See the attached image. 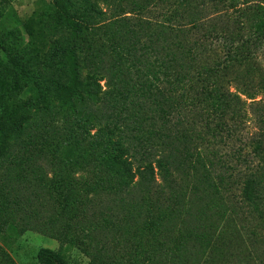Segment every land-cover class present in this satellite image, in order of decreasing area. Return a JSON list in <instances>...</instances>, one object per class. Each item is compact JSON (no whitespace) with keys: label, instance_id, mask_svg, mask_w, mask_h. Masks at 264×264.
<instances>
[{"label":"trees","instance_id":"16d2710c","mask_svg":"<svg viewBox=\"0 0 264 264\" xmlns=\"http://www.w3.org/2000/svg\"><path fill=\"white\" fill-rule=\"evenodd\" d=\"M117 1L127 11L110 17L96 2L53 0L43 59L19 62L10 52L4 60L30 95L9 104L14 86L0 94V228L17 229L34 212L33 197H43L61 241L84 222L92 232L124 224L139 234L133 261L139 252V264H198L220 251L218 242L236 248L221 222L239 208L245 219L232 256L264 264V100H257L264 66L256 59L264 52V0L232 17L213 8L203 16L216 0ZM159 2L165 20L149 16ZM249 118L257 125L251 134ZM220 141L234 143L229 153L217 149ZM237 164L248 165L240 205L186 230L180 245L161 242L170 220L190 212L187 180L208 183L215 204L234 182L221 171ZM61 255L37 253L41 264H59ZM0 264H16L1 244ZM88 264L118 263L95 254Z\"/></svg>","mask_w":264,"mask_h":264},{"label":"rangeland","instance_id":"374dc122","mask_svg":"<svg viewBox=\"0 0 264 264\" xmlns=\"http://www.w3.org/2000/svg\"><path fill=\"white\" fill-rule=\"evenodd\" d=\"M72 1L77 4L85 2L99 3L103 9L108 11L110 17L127 11L124 4L117 0H111L109 7L103 0ZM52 2L53 0H0V94L3 91H8L9 88H12L11 86H14L11 95L7 98L9 104L18 103L26 99L29 97L30 92L27 91V87L23 81L11 79L10 73L3 67V62L7 56L11 55L10 52L15 54H12L13 58L19 62H26L27 59L33 62H39L43 59L48 49V41L45 36V19L48 11L52 9ZM260 3L261 0H216L211 5L208 3L209 8H206L202 12L204 14L203 16H208V10L213 8L212 11L219 9L222 11V15L228 13V17L230 15L232 17L237 15L234 11H239L246 7L253 8ZM158 4L161 5L160 2ZM262 4L264 5V3ZM205 6L207 7V5ZM233 6H236L238 10L233 9ZM193 7L197 12L202 8L197 4L193 5ZM164 11L163 5L154 6L149 16L165 20L162 14ZM256 59L264 66V52H258ZM261 99L264 100V94H260L257 98V100ZM246 127V133L251 134L256 131L257 125L249 118ZM233 144V142L225 143L220 141L217 143V149H220L221 153L226 154L230 152ZM234 161L236 163V160ZM237 166L236 169L234 168L227 173L221 171L227 177H231L229 174L234 173V182L229 191L223 192L224 199H221L219 195L215 204L214 199L211 197L213 188L210 189L207 187L208 183L204 182L203 179L200 181L198 178L191 176L187 180L189 185L187 195L191 204L188 203L185 206L190 212L186 216H178L171 219L168 225L170 231H165L163 234H160L158 236L159 240L163 243H165L163 240H167L169 246L175 243L180 245L179 239H181L182 234L186 230L188 231L189 229H194L196 226L204 225V222L208 219H217L218 213L223 210V206L231 207L234 203L240 205L243 185L241 180L248 171V165L244 164L243 166H239L237 164ZM213 178V180L219 181L217 175H214ZM25 184L29 185L30 183L27 182ZM18 187L22 188L23 186L18 185ZM28 188L27 196H31L30 192L33 188L31 186ZM39 198L33 197L32 204L34 212L30 211L23 219H19L17 229L11 230L7 227L3 230L0 228V244L10 254L16 264H41L37 253L42 247L60 250L62 255L58 258L59 264L64 259L67 261V264H88L91 257L93 255L95 256V254H102L106 257V262L117 261L118 264H139V252L137 253L138 257L135 261H133L129 254L135 252L136 240L139 241V234L136 236L129 234L124 224H121V227L113 224L104 227L103 224V228L101 227L100 230H94L92 232V229L86 226L90 223L84 222L82 224L85 225L83 229L75 232L72 231L75 228L72 229V232H69L63 241H61L57 238L62 230L61 223L52 226L49 220H47L49 215L53 213L52 204L48 200L45 202L43 197ZM108 203L109 200L105 201L103 206L106 207ZM208 203L210 204L209 206ZM22 205H28V203L25 201ZM36 208L40 209L39 216L35 215ZM89 213L88 215L91 216L92 211L90 210ZM238 213L240 214H229L228 218L221 222V230L227 232L228 239L232 243L230 245L236 248L229 247V243L225 244L227 240L222 241V243L218 242L220 251H214L210 255V259L205 257L199 260L198 264H257L254 260L250 262L244 259V257H241V260L240 257L232 256L233 254L239 253L238 246L240 242H238V237L240 236L238 229L245 219L242 210L239 208ZM113 219L117 221L115 218ZM242 232L245 236L247 235L244 230ZM245 249L246 246L243 249V253L246 254L247 251ZM173 261L168 263L167 259L161 260L163 264H193L192 260L182 262V258ZM153 264L159 263L154 262Z\"/></svg>","mask_w":264,"mask_h":264}]
</instances>
